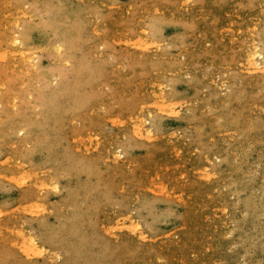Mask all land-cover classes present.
<instances>
[{"label": "rangeland", "instance_id": "obj_1", "mask_svg": "<svg viewBox=\"0 0 264 264\" xmlns=\"http://www.w3.org/2000/svg\"><path fill=\"white\" fill-rule=\"evenodd\" d=\"M262 67L264 0H0V264H264Z\"/></svg>", "mask_w": 264, "mask_h": 264}, {"label": "bare ground", "instance_id": "obj_2", "mask_svg": "<svg viewBox=\"0 0 264 264\" xmlns=\"http://www.w3.org/2000/svg\"><path fill=\"white\" fill-rule=\"evenodd\" d=\"M109 26H110V25H109ZM139 31H140V30H139ZM141 31H142V30H141ZM141 35H142V34H141ZM142 36H143V35H142ZM143 37H144V36H143ZM9 39H10V38H9ZM11 39H12V38H11ZM17 40H18L17 37H14V39H13V41H12V42H13L12 44L16 43ZM16 45H18V44H16ZM59 46H60V45H59ZM59 46H58V47H59ZM250 46H252V45H250ZM256 46H257V45H256ZM8 47H9V46H8ZM60 47H61V46H60ZM12 48H13V46H12ZM17 48H19V46H17ZM254 48H255V47H254ZM256 48H258V47H256ZM256 48H255V49H256ZM57 49H58V48H57ZM30 51H31V50H30ZM10 52H13V51H10ZM16 52H17V51H16ZM18 52H22V50H21V51L19 50ZM18 52H17V53H18ZM31 52H32V51H31ZM5 54H6V52H5ZM21 54H22V53H21ZM257 54H258V53H257ZM260 54H261V53H260ZM10 55H11V54H10ZM22 55H23V54H22ZM33 55H34V53H33ZM254 55H255V52L249 54V59H250V60H253V59H254ZM17 56H18V54H17ZM17 56H16V58H18ZM19 56H21V55H19ZM258 56H259V55H258ZM260 56H261V55H260ZM12 57H15V55L12 56ZM20 58H21V57H20ZM23 58H24V57H23ZM12 59H13V58H12ZM261 59H262V58H261ZM21 60H22V59H21ZM255 60H256V59H255ZM248 61H249V60H248ZM21 62H22V61H21ZM249 63H250V61H249ZM249 63H248V66H249ZM15 64H16V63H15ZM253 64H254V63H253ZM254 65H255V64H254ZM22 66H23V65H22ZM250 66H251V65H250ZM252 66H253V65H252ZM262 66H263V65H262ZM13 67H14V66H13ZM19 67H20V66H19ZM19 67H18V68H19ZM254 67H255V66H253V68H254ZM21 68H22V67H21ZM258 68H259V67H258ZM260 68H261V67H260ZM260 68H259V69H260ZM262 68L264 69V67H262ZM19 69H20V68H19ZM256 70H257V69H256ZM248 71H249V70H248ZM259 71H260V70H259ZM250 72H251V71H250ZM250 72H249V73H250ZM262 73H263V72H262ZM33 74H36V73L34 72ZM263 74H264V73H263ZM47 75H48V74H47ZM181 77H182V75H181ZM48 78H49V77H48ZM143 80H144V79H143ZM51 81H52V80H51ZM143 83H144V82H143ZM161 84H162V83H161ZM139 85H140V84H139ZM163 85H164V84H163ZM161 86H162V85H161ZM193 86H194V85H193ZM145 87H146V86H145ZM166 87H167V86H166ZM166 87H165V88H166ZM149 88H150V87H149ZM157 88H158V87H157ZM140 89H141V88H140ZM159 89H160V88H159ZM0 90H1V89H0ZM146 90H147V89H146ZM162 90H163V89H161V91H162ZM159 93H160V92H159ZM162 93H164V92H162ZM155 94H156V93H155ZM155 94H154V96H153V97H154L153 99H155V96H157V95H155ZM164 94H165V93H164ZM160 95H161V94H160ZM14 96H15V95H14ZM14 96H13V97H14ZM26 96H27V95H26ZM151 96H152V94H151ZM151 96H150V97H151ZM13 97H11V99H12ZM163 97H164V96H163ZM5 99H6V98H5ZM14 99H15V98H14ZM163 99H164V98H163ZM163 99H162V100H163ZM162 100H161V101H162ZM7 101H9V100H7ZM11 101H12V100H11ZM4 102H5V101H4ZM8 103L10 104V102H8ZM12 104H13V103H12ZM30 104H31V103H30ZM95 104H97V103H95ZM7 105H8V104H7ZM97 105H98V104H97ZM100 105H101V104H100ZM163 105H164V104H163ZM163 105H162V106H163ZM12 106H13V105H12ZM99 107H100V106H99ZM92 108H93V107H92ZM164 109H165V108H164ZM169 110H170V109H169ZM9 111H10V110H9ZM161 111H164V110H161ZM170 111H171V110H170ZM91 112H92V111H91ZM172 112H173V111H172ZM92 113H93V112H92ZM9 114H10V113H9ZM33 117H34V116H33ZM132 118L134 119V117H132ZM136 119H138V118H136ZM141 119H142V118H141ZM93 120H95V118H94ZM131 120H132V119H131ZM134 120H135V119H134ZM139 120H140V118H139ZM20 121H21V120H20ZM145 121H146V119H145ZM132 122H133V120H132ZM141 122H142V121H141ZM71 123H73V122H71ZM133 123H134V122H133ZM138 123H139V121H138ZM14 125H15V124H14ZM134 125H135V124H134ZM140 125H141V124H140ZM12 127H14V126H12ZM18 127H19V126H18ZM22 127H23V126H22ZM130 127H131V126H130ZM140 127H141V126H140ZM150 127H151V126H149V130H150ZM20 128H21V126H20ZM23 128H24V127H23ZM11 129H12V128H11ZM129 129H130V128H129ZM147 129H148V128H147ZM20 130L22 131V128H21ZM73 130L75 131V129H73ZM135 130H136V129H135ZM139 131H140V130H139ZM146 131H147V130H146ZM146 131H145V132H146ZM10 132H11V131H10ZM126 132H127V131H126ZM126 132H125V133H126ZM130 132H131V131H130ZM140 132H141V131H140ZM13 135H14V133H13ZM77 135H78V132H77ZM81 135H82V134H81ZM128 135H129V134H128ZM140 135H141V134H140ZM143 135H144V134H143ZM141 136H142V135H141ZM141 136H140V137H141ZM145 136H146V135H145ZM79 137H80V136H79ZM149 137H150V136H149ZM152 137H153V136H152ZM150 140H151V139H150ZM17 143H18V142H17ZM121 144H122V142H121ZM110 145H112V144H110ZM126 145H127V144H126ZM157 145H158V144H157ZM16 146H17V145H16ZM116 146H117V145H116ZM155 146H156V145H155ZM13 147H14V146H13ZM111 148H112V147H111ZM116 148H117V147H116ZM118 148H119V147H118ZM11 149H13V148H11ZM119 149H120V148H119ZM116 150H117V149H116ZM108 152H109V151H108ZM114 153H115V151H114ZM118 153H119V152H118ZM121 153H122V152H121ZM116 154H117V153H116ZM119 154H120V153H119ZM119 154H118V155H119ZM121 155H122V154H121ZM153 155H154V154H153ZM114 159H116V158H114ZM116 160H117V159H116ZM115 163H116V161H115ZM60 171H61V170H60ZM136 174H137V173H136ZM134 224H135V223H134ZM21 235H22V234H21ZM18 237H19V236H18ZM23 237L25 238V236H23ZM34 238H35V237H34ZM34 238H33V239H34ZM22 239H23V238H22ZM24 241H25V239H24ZM24 241H23V242H24ZM35 241H36V240H35ZM21 242H22V241H21ZM37 244H39V243H37ZM20 247H21V245H20ZM38 247H39V246H38ZM23 248H24V251H25V252H28V253H29L30 251H33V250L35 249L34 241H33L32 239H29L27 243H26V242L24 243ZM22 250H23V249H22ZM22 250H21V251H22ZM39 250H40V249H39ZM44 250H46V249H44ZM34 251H35V250H34ZM53 251H55V250H53ZM30 253L32 254V252H30ZM46 253H47V252H46ZM55 254H56V253H55ZM29 255H30V254H29ZM29 255H28V256H29ZM57 255H58V254H57ZM34 256L37 257V255H34ZM61 256H62V255H61ZM24 257H25V256H24ZM29 257H30V256H29ZM35 257H34V258H35ZM57 258H59V257H57ZM49 259H50V258H49ZM63 259H64V258H63ZM30 260H31V259H30ZM30 260H29V261H30ZM50 260H51V259H50ZM57 260H58V259H57ZM23 261H24V260H23ZM25 262H26V261H25ZM27 263H28V262H27ZM56 263H57V262H56Z\"/></svg>", "mask_w": 264, "mask_h": 264}]
</instances>
